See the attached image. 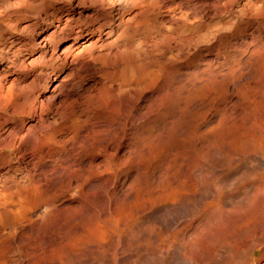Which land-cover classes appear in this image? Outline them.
I'll return each instance as SVG.
<instances>
[{"label": "rangeland", "instance_id": "obj_1", "mask_svg": "<svg viewBox=\"0 0 264 264\" xmlns=\"http://www.w3.org/2000/svg\"><path fill=\"white\" fill-rule=\"evenodd\" d=\"M254 4L262 7L264 0H0V213L3 207L11 213L7 228L10 264H30L34 253L37 264H173V246L163 250L170 236L165 234L158 243L154 237L150 241L136 239L127 225L139 227L140 234H157L147 225L159 226L156 215L176 206L179 200L167 197L156 201L154 197L167 195L171 186L175 191L191 188V177L197 172L193 162L201 167L199 186L203 191L215 179L210 186H228L222 191L229 188L235 200L247 203L256 197L255 219L250 220L249 212H245L236 226L239 235L236 229L232 232V225L229 235L222 229L210 237L205 233L208 224L202 233L199 231L203 214L194 217L180 234L192 247L180 251L179 257L192 259L195 264H238L235 254L248 259L253 251L243 249L246 242H253L257 243L254 253H263L264 259V162L258 164L249 155L262 153L264 159V130L257 139L247 136V142L239 141L233 133L237 119L232 120L230 134L220 140L222 163L210 158L209 148L204 146L211 139L202 133L207 123L223 124V112L237 95L238 105L247 106V93H241L238 86L235 97L227 103L229 90L224 84L203 79L198 86L199 100L191 101L184 86L182 102L180 99L177 105H170L155 100L149 105L153 115L149 114L150 122L129 129L130 119L154 76L168 78L169 85L177 73L202 66L207 56L215 59L210 69L216 64L224 70L231 66V59L223 58L226 51L221 47L234 44L245 34L239 19L252 25L264 17V9L255 10ZM160 86H153L154 94H159ZM135 88L143 89V96L124 110V93L133 94ZM94 117L104 129L106 123L115 127L114 123L124 122V130H113L112 142L106 144L102 142L104 129L89 124ZM214 119L216 123H212ZM85 131L86 140L78 148L82 166L70 168L77 167L78 172L68 181L59 178L62 168L57 174L50 171L51 167L63 165V156ZM145 131L152 135L160 131L161 145L156 147L154 162L138 169L146 185L130 186L137 171L132 165L135 153L122 156L121 150L134 146L135 151ZM192 136L196 143L193 149ZM117 139L121 150L113 143ZM165 140L172 143L171 152L178 158L172 165L185 164L180 173L170 172L177 178L174 182L161 175L164 158L169 155V150L163 149ZM242 143L245 159L229 166V155L242 156L233 151ZM71 153L76 154V150ZM179 153L182 156L178 157ZM93 163L99 168L94 169ZM125 173L128 177L122 188L126 194L121 196L117 182ZM83 176L103 180V200L96 199L95 190H87L85 185L74 191L77 178ZM231 176L230 183H222ZM139 190L142 194L136 198ZM148 202H152L151 207L139 210ZM133 203L139 211L129 213L127 206ZM47 204L53 208L45 210ZM22 208L27 220L18 219ZM35 222L38 231L30 229ZM195 227L196 236L192 234ZM114 234L124 240L116 241ZM225 241L229 245H224ZM220 247L223 251L218 257Z\"/></svg>", "mask_w": 264, "mask_h": 264}, {"label": "bare ground", "instance_id": "obj_2", "mask_svg": "<svg viewBox=\"0 0 264 264\" xmlns=\"http://www.w3.org/2000/svg\"><path fill=\"white\" fill-rule=\"evenodd\" d=\"M254 6H255V10H258V8H261L260 10L264 9V6L261 7V5H259V4H254ZM256 14H258V12H256ZM242 20L243 19H239V22L241 23L242 29L246 30L245 34H243L242 36H239L238 40L234 44H227V45L222 46V47L220 46L222 48V50L226 51V54H224L223 58H230L232 61V65L228 66L225 70L220 69L219 68L220 66H218V64H216L214 66V68L210 69V66L212 65V63L214 62L215 59L211 58V56L210 57L207 56V58L204 59L202 66L198 65V66L194 67L192 70L190 69L191 71H189V72L188 71L181 72V73L179 72V73H177V76H175L176 75L175 74L174 76L176 78H172L174 81L172 83H170L169 85L167 83L168 78L166 80L165 78L159 79L157 76H154L151 79L152 82L150 83V85L147 86L148 88L146 90V93H147L146 95L144 94V96H143V94H141L143 92V89H136V88L132 89L133 94H131V93L129 94V92L124 93V96H125L123 98L124 99L123 100L124 110H127L128 108L131 109L133 104H135L136 100L139 97L143 96L141 98L142 103L138 104V107L136 108L134 117H132L130 119V128H129L130 131H131V128L133 129L136 125H138V124H140L146 120L148 122H150L149 120H151V119L149 117V114L150 115H152V114L150 113L151 109H150L149 105H150V103H153L155 100H157L158 103L166 101V103L170 104V105H177L178 101L180 99L182 102V99L184 98V96L182 94L184 86L186 89L185 91L188 94L187 96H190L191 101L199 100V96L197 94L198 93V86H199V84H201L203 79L204 80L208 79V80L217 81L218 84L223 83L224 86L226 87V89L229 90V93H228V100L229 101L227 103H229L231 101L232 97L236 94L235 90L238 86L240 87L241 93L245 92L248 94V96L246 97L247 106L243 105L241 107L238 105V95H237L236 96L237 99L235 98L236 99L235 101H233V102L231 101L227 105L226 111L223 112L225 114V119H224L223 124L221 126H219V125L210 126L211 123H207L205 128L202 130V133L207 134L211 139L208 142L207 146H204V148H209L210 158L213 159L214 161H216V163H222V161H221L222 157L220 154L222 152V149L220 147H222L223 144H222V146H219L221 144L220 140L224 137H227L230 134V127H231L230 123L234 119H237V120L235 122L236 127H235V129H233V133L239 136V138H238L239 141L245 140L247 138V136H254L257 139L259 133H261L264 130V17L260 18V20L256 21L252 25L249 24L247 20L244 22H241ZM225 27H227V26H225ZM158 47H159V45H158ZM219 50H220V48L217 49V51H219ZM146 73L149 74V70H147ZM197 75H201V77H197ZM202 76H204V77H202ZM147 77H150V76L147 75ZM136 84L137 83H135V85ZM158 84H160L161 86H160V89H158L159 94L157 95L156 93L155 94L153 93L152 89H153V86L156 87ZM112 87H114V86H112ZM202 107H203V105H202ZM178 111L181 112L182 110H178ZM88 113H90V112H88ZM126 113H127V111H126ZM126 113L123 115L124 120L128 116V113L127 114ZM176 119L174 118V120H172V122L174 124L177 123ZM103 122H105V121H103ZM125 122H127V121H125ZM213 122L216 123L217 120L214 119L212 121V123ZM90 123H91V126H95V127L101 126L99 124L100 121L95 117L91 119V122H89V124ZM114 124H115V127H113L114 126L113 124H112V126H110V127H113L112 129H109L110 128L109 125H111V124L108 125L107 123L105 126V127H107V129L100 127L102 130L104 129L103 131H104V134L106 136L102 140V142H104L106 144H109L110 142H112L110 134L115 129L119 128V129H121V132H123V130H124L123 126L125 125L124 122L122 124H118V123H114ZM84 130H85V128H84ZM82 132H83V129H82ZM129 133H131V132H129ZM154 133L155 134L152 135V133L145 131L142 138H140V141L136 147L137 149L135 151H134V146H131V144H130L131 147H128V149L125 150L123 148L121 150V147L118 146L119 145V142H118L119 139H117L116 142H113L114 145H116V147L119 148V150H121L122 156H125L126 154L129 155V154L135 153L134 164H132V165H134L133 167H135V169L137 171L135 170L136 172L133 175V180L130 181V186L131 185L132 186H140V185L142 186L143 184L146 185V183H144L143 177H142V175L138 169H140V166H143L144 164L147 167H149L154 162V157L156 154L154 152L156 150V147L158 148L161 145V141H162V139L160 137H158V136H160V135H158V134H160V131L157 133H156V131H154ZM86 136H87L86 131L84 134L79 135L78 139L75 140L76 142L74 141L71 144V148L69 150L70 153L68 152L67 154H65L63 156V159H64L63 165L58 166V164H57L56 166H52L50 171L57 173V172H59V168H62V171L58 176H59V178L62 177L64 179H66V181H68L69 178H71L72 176H76V173L78 172L76 170L77 167L79 165L82 166V164H83L82 155L81 154L78 155V151H79L78 148L82 144H84V142L86 140ZM194 140H195V138L192 136L190 138V142H192ZM247 141L248 140L246 139V142ZM163 142L165 144V147H163V149L169 150V155L167 154V158L166 157L164 158V160H166V161H165V165H164V172L162 171L163 173L161 175L166 174V176L169 177L170 180L172 179L173 180L172 182H174L177 180V178H175V175H170V172L171 171L179 172L182 167H185V164L179 163V164L173 166L172 163L176 162L178 159V158H176V153L171 152V148L173 147V145H172V143H170L167 140H165ZM195 144L196 143L194 141L192 144V149L195 146ZM252 145L254 146V144H252ZM74 150H76V154L71 153ZM233 151H235L236 154H239V155L241 154L242 156L239 158V156L235 157L234 154L229 155L228 159H226L228 161L229 166H231L232 163L236 164L241 158H242V160L245 159L246 148H245L244 143L234 146ZM249 155L253 156L254 159L256 160V163L258 162V164H261L264 162V159L261 156L262 153L259 154V153L254 152V153H250ZM180 156H182V153L178 154V157H180ZM123 160L125 161V158ZM124 161L122 163H124ZM125 162H127V161H125ZM107 163L108 162H105L104 165H106ZM74 165L77 167L70 169ZM178 165H179V167L174 168ZM92 166L94 169L99 168L98 163H93ZM193 166L196 167L197 172L194 171L193 172L194 174L191 177V179H192L191 180L192 183L190 186L191 188H186L185 190H179V191L176 190L175 191L174 189H172V186H171V190H170V192L167 191V195L159 196V194H158L154 197L156 201L163 200V198L166 199L167 197H169V199H171L170 197H172L173 199L177 198L179 200L178 204L176 206L173 205V206H171V208H168V209H166V208H164L162 210L160 209L161 210L160 212L158 210L156 211V212H159L158 215H156V217H157L156 221L159 223V226H156V228L152 227L151 225H147V226H148V228H152L157 234H154V236L149 234V233L140 234L139 227H136L134 225L131 227V224L127 225V228H130V233L132 234V237H134L136 239H140V240L143 239L144 241H146V240L150 241L154 237V240L156 242L157 241L162 242V240L165 239L166 235L170 236L171 240L169 243H166L164 245L163 250L165 251V250H167L166 248L173 246V250L175 251V253H174L175 258H174L173 264H195L192 259H183V258L179 257L180 251H182L184 249L189 250L192 247L191 244H185L182 241L183 238L180 237V234H182L184 228L189 224V222L192 219H194V217L201 216L203 214V216L205 217V220L202 221V223L200 224L199 231L202 233L205 230V225L208 224V227H207L205 233L208 234L210 237H214V235H217L216 233H218L219 231L221 232L222 229H223V232H226L227 234L230 233L232 225H234L233 230H232V232H233L236 229L237 224L241 220V215H243L245 212H249L250 220L253 221L255 219V216L253 214V212H254L253 205H255L256 197L251 199V201L247 202V203H245V201H243L241 199L235 200V196H234L233 192L229 190V188H228V190H226L224 192L222 191L223 188H227L228 186H210L212 184V182L215 181V179L210 181L209 186L207 185L203 191L202 189H200V186H199V181H200L199 179H201V177L199 176L200 175L199 169H201V167L199 166V162H193ZM127 175H128V173H125L123 176L121 175L122 178H120L117 182V185L120 186L118 189H119L121 196L122 195L125 196V194H126V192L123 191L122 186H124L125 183L127 182V177H128ZM158 175H159V173H158ZM207 176H208V173H207ZM231 178H232V176L229 178L230 179L229 181L227 179L225 180V178H223L222 183H225V184L230 183ZM77 181H78V183L76 184V186H74V191H76V192L80 191L82 189V187L85 185L84 187H86L87 190H89V189L95 190L94 195L96 196V199H99V200L104 199V195L102 193V188H103V186H105V184H103L102 179L99 180V178H97V176H93L92 178H89L88 176H83V177H78ZM250 185H252V184H250ZM127 188H129V186H127ZM255 192L257 193V191H255ZM260 192L261 191H259V193ZM164 193H166V192L164 191ZM136 194H137L136 198L140 197L142 194V190H139V192ZM120 205H121V203H119L118 206H120ZM151 205H152V202H148L147 206H142V207H140L139 210L144 211V210H146L147 207H151ZM52 208L53 207L51 204H47L45 206V210L52 209ZM136 209L138 210V205L135 206L134 203L127 206V210L129 213H131L132 211H137ZM98 212L101 213V215L103 214L102 209H100ZM153 212H155V211H153ZM17 213H18V219L20 217L25 218L26 220L28 219L26 217V212H25L24 208H22ZM10 214H11L10 210H8L6 207H3V209L1 210V213H0V264L13 263L12 259H9L8 255H7L8 246H9V234H10V232L7 228H9L8 224L10 221ZM56 219H58V218H56ZM202 219H204V218H202ZM14 221H15V223L18 224L17 226L21 227L22 224L18 223L16 221V218ZM37 223L38 222H35L32 225H30V229L32 228L34 231H38L37 230L38 229ZM221 224H222V226H221ZM257 224H258V222L255 225H257ZM153 225H155V223ZM255 225H253V226H255ZM17 226H14V229ZM247 231H249V230H247ZM200 232H199V235L201 234ZM240 232H241L240 228L238 227L235 230V234L239 235ZM242 232H243V230H242ZM192 234L194 236L197 235V228L196 227L193 229ZM112 238H114L116 241H119L122 239L119 234H114ZM211 239L212 238H210V240ZM122 240H124V239H122ZM208 244H209V242H208ZM224 245H229V243L227 241H225ZM256 246H257V243H253V242L247 243L246 242L245 247L243 249L244 252L246 251L247 253H250L251 251H253V253L251 255H248V259L245 260V258H243L237 252L235 254L236 262L238 264H256L257 262L261 261L260 263L264 264V259H262L263 253H260V254L254 253ZM222 247H220L217 250L218 251V257H221V254L223 251ZM114 254H115V252L112 251L113 260L116 259ZM37 256L38 255L35 253L32 254V256L30 257V261H31L30 264H37L38 263L37 260H34V259H36ZM129 256H128V258H129ZM224 264H226V263H224Z\"/></svg>", "mask_w": 264, "mask_h": 264}]
</instances>
